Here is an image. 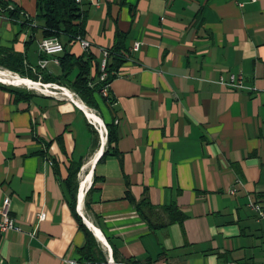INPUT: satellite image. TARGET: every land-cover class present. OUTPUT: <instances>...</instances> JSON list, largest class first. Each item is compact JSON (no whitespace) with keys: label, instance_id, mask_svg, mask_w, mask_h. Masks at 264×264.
<instances>
[{"label":"crops","instance_id":"0c3cea01","mask_svg":"<svg viewBox=\"0 0 264 264\" xmlns=\"http://www.w3.org/2000/svg\"><path fill=\"white\" fill-rule=\"evenodd\" d=\"M5 1L21 13L14 21L0 9V56L57 74L39 49L37 0ZM79 4L90 51L101 58L121 31L125 61L98 110L55 83L36 81L50 91L17 101L0 89V205L9 199L21 229L0 236L1 263L88 264L62 188L72 162L80 164L75 212L107 264H116L113 250L129 260L121 264H261L264 225L248 203H264V0ZM70 51L84 52L79 43ZM230 74L242 89L220 82ZM62 88L116 126L117 155L99 161L106 142L96 157L99 131Z\"/></svg>","mask_w":264,"mask_h":264},{"label":"trees","instance_id":"16d2710c","mask_svg":"<svg viewBox=\"0 0 264 264\" xmlns=\"http://www.w3.org/2000/svg\"><path fill=\"white\" fill-rule=\"evenodd\" d=\"M7 5L8 2L0 0V9H4L11 20L17 21L20 18V10L16 7L10 9ZM35 18L40 23L39 31L41 37L43 39L54 37L60 44L61 49L59 51L49 54L44 53L46 56L42 58L55 59L57 61L58 73L50 74L38 66L33 69L25 68L22 57L16 54H4L0 56V66L17 73L20 77L28 78L35 82L55 83L64 86L74 92L86 106L98 110L99 101L105 103L106 100H109L108 91L107 95L103 97L100 94V89L105 84L110 83L119 67L125 61L127 52L123 40L126 38V34L121 31H116L113 44L111 47L106 48L109 52L104 69L106 78L100 81V58L92 53L90 49L79 55L70 51V46L78 43L77 38H85L86 34V17L79 3H76L75 0H37ZM24 25H21V27H25ZM0 89L10 92L15 101L28 99L31 96L29 91H22L13 86L0 84ZM105 128L106 147L99 161L105 159L107 156L117 155V152L113 151L117 140L116 126L113 123H105ZM79 169V163L70 162L67 167V176L62 180V188L73 216L84 234V245L78 250L80 253V262L107 264V259L99 244L91 232L82 224L80 217L75 212L78 186L77 174ZM85 206H88L87 200H85ZM167 210L168 214L173 215L176 209L172 206ZM112 256L116 264H121L120 262L122 261L129 263V260L121 259L119 261L115 250H113ZM130 263L132 264L133 261Z\"/></svg>","mask_w":264,"mask_h":264},{"label":"built area","instance_id":"2783aa9c","mask_svg":"<svg viewBox=\"0 0 264 264\" xmlns=\"http://www.w3.org/2000/svg\"><path fill=\"white\" fill-rule=\"evenodd\" d=\"M76 3H80L81 0H75ZM77 41L80 45V47L86 51L91 48V43L86 38H77ZM139 47V43L136 42L133 44L132 49L137 50ZM39 49L43 51L44 53H51L55 51H59L61 49L60 44L56 40V38H44L39 42ZM101 52V58H100V71L101 75L99 80L103 81L106 78V73L104 71L105 65L108 59L109 52L106 48H103L100 50ZM55 63H57L56 60H54ZM46 64V61H41L40 66L44 67ZM220 82L228 87L234 88V89H242L243 83L240 78V76H235L234 74H230L226 80L223 78L220 79ZM109 84H105L100 89L101 96L105 97L107 95V89ZM8 207H9V199L5 198L3 202L0 205V236L8 233V232H20V227L16 224L15 220L9 216L8 214ZM248 207L255 212L256 215V221L260 222L264 225V203L261 202H249ZM38 221H41L45 218V214L43 212H39L37 215ZM71 264H76L73 261H70ZM0 264L1 259H0ZM264 264V261L261 263Z\"/></svg>","mask_w":264,"mask_h":264},{"label":"bare ground","instance_id":"6f19581e","mask_svg":"<svg viewBox=\"0 0 264 264\" xmlns=\"http://www.w3.org/2000/svg\"><path fill=\"white\" fill-rule=\"evenodd\" d=\"M0 83L6 84V85H13V86H25V87H28L29 89L32 88L35 90H42V88L46 87V90H49L48 89L49 86H42L38 82H34V81L29 80L27 78H22L20 76H17L16 74H13V73H11L7 70H3V69H0ZM61 90L64 92V95L66 97L68 96L69 98L74 100V102H76V104L80 108H82V110H84L86 116L90 119V121L95 123L96 128L100 134V142L99 143L101 144L99 150L96 152V157H97L102 152L103 146L106 142L105 126H104L103 122L100 120V118H98V116L94 113V111L88 109L81 102H79L69 90H66L63 88ZM45 93H47V92H45ZM83 194H84V183L80 187V193L78 196L80 203H81V200L83 198ZM92 230H93V232H95L97 237L101 238V235L97 229L92 228ZM110 262H111L110 264H112V261H110Z\"/></svg>","mask_w":264,"mask_h":264},{"label":"rangeland","instance_id":"374dc122","mask_svg":"<svg viewBox=\"0 0 264 264\" xmlns=\"http://www.w3.org/2000/svg\"><path fill=\"white\" fill-rule=\"evenodd\" d=\"M0 84H2V83H0ZM3 85H6V84H3ZM6 86H11V85H6ZM16 88H20L21 90H28V91H32V92H42V90H45V88H42V90H35V89H32V88L29 89L28 87H25V86H18ZM94 134H95V143L99 144V142H100V134L95 129H94Z\"/></svg>","mask_w":264,"mask_h":264}]
</instances>
